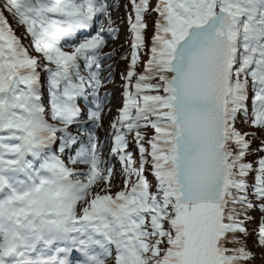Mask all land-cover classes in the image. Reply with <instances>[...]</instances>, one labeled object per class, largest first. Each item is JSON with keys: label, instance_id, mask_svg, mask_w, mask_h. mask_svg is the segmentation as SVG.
Wrapping results in <instances>:
<instances>
[{"label": "snow or ice", "instance_id": "1", "mask_svg": "<svg viewBox=\"0 0 264 264\" xmlns=\"http://www.w3.org/2000/svg\"><path fill=\"white\" fill-rule=\"evenodd\" d=\"M129 6L113 193L95 129L116 5L0 0V264H251L250 237L264 250V0Z\"/></svg>", "mask_w": 264, "mask_h": 264}, {"label": "rangeland", "instance_id": "2", "mask_svg": "<svg viewBox=\"0 0 264 264\" xmlns=\"http://www.w3.org/2000/svg\"><path fill=\"white\" fill-rule=\"evenodd\" d=\"M110 2L116 5V8L113 12V18L115 20V26L118 27V38L116 40L109 39L108 46L104 49L106 52H111L115 49V54L112 59L105 61V67L111 65V77L110 80L100 89L101 94L110 93L111 95L107 98L104 104V115L102 118V124L99 128H96L100 147L104 143V146L108 143V147L111 145L112 140V129L110 127L111 122L115 119L116 110L122 106V73L125 72L126 61L121 60V55L124 54L125 50L129 48V39H128V11L125 5L127 0H110ZM104 76L109 75V71H104L102 73ZM73 133H75V128H73ZM110 149V148H109ZM103 150V149H102ZM103 153L111 161V164L114 166L115 177L113 183L115 187L112 188V192L120 190L122 187L123 177L121 175V165L118 161V158L112 157L109 155V150H103ZM74 155V152L72 153ZM69 167L73 165L69 164ZM77 168H83V165H75Z\"/></svg>", "mask_w": 264, "mask_h": 264}, {"label": "trees", "instance_id": "3", "mask_svg": "<svg viewBox=\"0 0 264 264\" xmlns=\"http://www.w3.org/2000/svg\"><path fill=\"white\" fill-rule=\"evenodd\" d=\"M147 22H148V28H147V32H146V36L149 38V42H150V37L153 33V22H154V16H148L147 17ZM13 27L15 28L16 25L13 24ZM22 29H19L17 28V35H21L22 34ZM25 43H27V41H25ZM35 54V53H33ZM248 118L250 119L251 118V113H250V102H249V115H248ZM244 116L242 115L241 118L237 121V127L240 128L241 130L243 131H251L253 129L250 128V125L247 124V123H244ZM130 144H131V141H130ZM151 179V177H149ZM252 215L254 217L259 218L260 216V212L259 210H255L252 212ZM255 223L256 221L254 220L252 223H249L248 225V228H249V231L251 232L254 228H255ZM247 247L249 249H251L254 253V256H255V259L251 261V264H264V250L260 249L258 247V245H256L255 241H254V238L250 237L249 240H248V244H247Z\"/></svg>", "mask_w": 264, "mask_h": 264}]
</instances>
